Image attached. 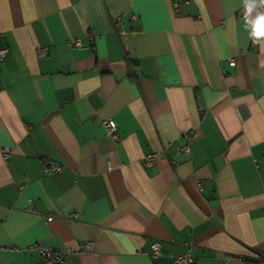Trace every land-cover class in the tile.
I'll return each instance as SVG.
<instances>
[{"label": "crops", "instance_id": "0c3cea01", "mask_svg": "<svg viewBox=\"0 0 264 264\" xmlns=\"http://www.w3.org/2000/svg\"><path fill=\"white\" fill-rule=\"evenodd\" d=\"M248 2L0 0V264L39 246L69 248L61 264L264 255V8Z\"/></svg>", "mask_w": 264, "mask_h": 264}, {"label": "built area", "instance_id": "2783aa9c", "mask_svg": "<svg viewBox=\"0 0 264 264\" xmlns=\"http://www.w3.org/2000/svg\"><path fill=\"white\" fill-rule=\"evenodd\" d=\"M260 2V0H258ZM260 6L264 8V5L260 3ZM118 19V18H117ZM75 45H81L82 41L79 38H75L71 41ZM6 49L4 47H0V57H2L5 53ZM46 53V49L44 47H40L38 49L39 55H44ZM234 57H231L228 59L229 64H234ZM102 124L107 131V133L113 138H118V126L116 121L113 118H104L102 119ZM181 151H187L189 150V144L188 142H183L180 145ZM9 150H4L2 152L3 158L6 159L8 155ZM153 154L147 155V161L150 162L153 159ZM62 168L61 164L58 163H50L44 167L46 171H59ZM75 215V214H74ZM52 216H48L47 219H51ZM90 245V242H86L84 244V248L88 247ZM151 249H150V255H158L160 253V241L158 239H153L151 241ZM38 251L41 255V259L37 261L36 263L32 264H61L64 261L68 259L69 254L71 253V250L69 248H63V249H54L48 246H39ZM226 257H235L239 260H243L249 263L250 261H247L246 257L243 256H231V255H225ZM255 259V260H254ZM195 260V257L190 253L189 250L174 255V261L176 264H192ZM253 263L252 264H264V255L260 256H254L252 258Z\"/></svg>", "mask_w": 264, "mask_h": 264}, {"label": "clouds", "instance_id": "9594fccd", "mask_svg": "<svg viewBox=\"0 0 264 264\" xmlns=\"http://www.w3.org/2000/svg\"><path fill=\"white\" fill-rule=\"evenodd\" d=\"M260 3L264 5V0H260ZM255 6V0H251V2L246 3V15L251 13ZM250 23L252 24V31L250 32V35L256 37L264 36V12H258L257 15L251 19Z\"/></svg>", "mask_w": 264, "mask_h": 264}]
</instances>
